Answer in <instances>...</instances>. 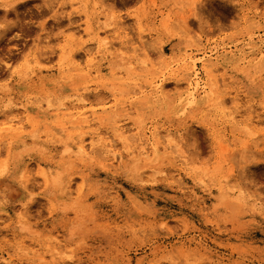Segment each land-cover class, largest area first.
Masks as SVG:
<instances>
[{"label":"rangeland","instance_id":"rangeland-1","mask_svg":"<svg viewBox=\"0 0 264 264\" xmlns=\"http://www.w3.org/2000/svg\"><path fill=\"white\" fill-rule=\"evenodd\" d=\"M0 189V264H264V0H0Z\"/></svg>","mask_w":264,"mask_h":264},{"label":"bare ground","instance_id":"bare-ground-1","mask_svg":"<svg viewBox=\"0 0 264 264\" xmlns=\"http://www.w3.org/2000/svg\"><path fill=\"white\" fill-rule=\"evenodd\" d=\"M101 43H99V45H100ZM101 46V45H100ZM102 47H103V45H102ZM108 49H109V47H107ZM203 64H204V67H206L207 68V70L209 69L208 68V66H211V64L208 62V63H205L204 61H203ZM213 66V65H212ZM208 73H209V71H208ZM97 74H99V72H97ZM215 81H217L216 80V78H215ZM187 85L191 88V86L193 85L192 83H191V81H188L187 82ZM155 89V88H154ZM156 90H157V92L159 91V92H163V86H162V84H159L158 86H156ZM84 95V94H83ZM189 95V94H188ZM187 95V96H188ZM112 96L113 97H115L116 96V94L114 93V92H112ZM189 96H191V97H193V99H196L197 98V96H196V94H195V92H192ZM86 99V98H85ZM74 101V100H73ZM133 101V100H132ZM75 102V101H74ZM77 102H79L80 103V105H81V103L83 104L84 103V100H83V98L81 97V99H78L77 100ZM195 102V101H194ZM64 104V103H63ZM63 106H65V105H63ZM71 106V105H70ZM142 105H137V107H136V109L137 108H142L141 107ZM75 106H73V108H74ZM128 109H129V107H128ZM106 111V109L104 110V112ZM82 112H84V114H85V112L86 111H82ZM98 112V111H97ZM82 115V114H81ZM75 117V116H74ZM21 121L20 120H16V118H10V119H8V123H10L11 125H9V128H12L13 126H15L16 124H19ZM94 140H95V137H92V142H91V145H94L95 144V142H94ZM171 141H173V140H171ZM14 144H16V143H14ZM109 145V144H108ZM112 146V145H111ZM80 148H81V150H85V146L84 145H81L80 146ZM11 151V153H9L10 155H11V159L13 160V162L15 163V162H17L18 160H19V156H20V154H21V152H20V150H18V149H12V150H10ZM10 157V156H9ZM24 160V159H23ZM10 168V167H9ZM14 173V172H13ZM14 176V175H13ZM53 176V175H52ZM55 176H53V178H54ZM53 178H52V180H53ZM3 179H5V178H3ZM14 179H16V178H14ZM5 180H7V179H5ZM49 180V179H48ZM9 181V180H8ZM55 181H56V178H55ZM18 182V181H17ZM1 191H2V189H0ZM7 191V190H6ZM8 192V191H7ZM6 194V193H5ZM47 194L51 197V198H53L54 196H55V190H54V187L52 186V187H50V188H48V190H47ZM56 199H59V198H56ZM54 223L57 225L58 223H59V219L58 218H56V219H54Z\"/></svg>","mask_w":264,"mask_h":264}]
</instances>
